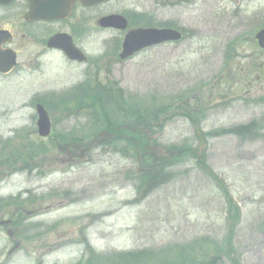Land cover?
<instances>
[{
    "label": "rangeland",
    "instance_id": "1",
    "mask_svg": "<svg viewBox=\"0 0 264 264\" xmlns=\"http://www.w3.org/2000/svg\"><path fill=\"white\" fill-rule=\"evenodd\" d=\"M126 2L134 19L183 32L111 63L108 78L99 72L140 104L139 124L115 109L114 131L100 125L85 138L90 115L65 114L49 98L54 136L39 138L32 98L83 80L84 65L51 57L41 74L18 66L0 77V264H116L123 255L145 264L144 253L168 248L199 257L210 241L218 264H264V49L253 39L264 0ZM117 35L85 34L82 48L97 58ZM18 36L20 63L31 48ZM249 123L251 132L231 133ZM72 134L79 140L64 139ZM145 173L154 184L138 190Z\"/></svg>",
    "mask_w": 264,
    "mask_h": 264
},
{
    "label": "flooded vegetation",
    "instance_id": "2",
    "mask_svg": "<svg viewBox=\"0 0 264 264\" xmlns=\"http://www.w3.org/2000/svg\"><path fill=\"white\" fill-rule=\"evenodd\" d=\"M49 3L47 4V2ZM53 0H0V31H5L13 35L19 33L20 37L27 40V45L35 47L38 50L29 54L30 59L26 65L40 70L42 60L51 52L57 53V57H62L66 64L73 65L76 62L69 61L58 50H51L46 47L48 37L58 33H68L73 43L80 49L82 46L83 35L96 34L99 31H111L122 34L123 31H115L110 28L101 27L97 24L99 17L110 14H120L128 22L129 15L125 10L124 0H106L99 3L86 4L85 0H58L60 4L58 9L67 8V1H71L70 15L65 19L57 20H28L29 13L33 15L45 16L50 9ZM66 3V4H65ZM63 13V11H60ZM60 16V15H59ZM92 27H91V25ZM117 46L114 43L112 51L105 55V60L110 61ZM20 52V50H16ZM107 57V58H106ZM87 62L88 59L86 60Z\"/></svg>",
    "mask_w": 264,
    "mask_h": 264
},
{
    "label": "trees",
    "instance_id": "3",
    "mask_svg": "<svg viewBox=\"0 0 264 264\" xmlns=\"http://www.w3.org/2000/svg\"><path fill=\"white\" fill-rule=\"evenodd\" d=\"M159 107L163 108V105H159ZM123 108L131 112V117L134 119L133 120L134 123L140 122V117L137 114L139 108H134L132 106H126ZM157 109L158 108L149 109L150 114L152 116H156ZM109 113H111V111L100 104L99 109L96 111L95 114L92 115L93 117V120L91 122L92 126L98 128L100 125H105L107 123ZM96 118H100L101 122L98 123L96 121ZM254 126H255L254 123L237 126L235 128H231L233 131L231 133L236 135L246 134V132H251L252 129H255ZM36 147L37 149H42L41 145H37ZM19 158H21V156ZM163 169L164 168L161 165L156 168L158 176L163 173ZM154 180L155 178H149L147 174L142 175V183L144 185H153ZM202 246L203 248L199 249L201 250L200 251L201 255L199 257H195L194 254L192 255L185 254L184 252H186V250L183 248H179V249L168 248L161 250V252L159 253L150 251L144 253L146 259L144 263L145 264H218L219 260L217 256L220 251V247L218 246V244L215 241H210V243H206ZM136 257L133 258L134 260H130L128 259L127 255H123L121 256V260H119L116 264H138L139 258ZM207 257H209L210 259ZM113 263L115 262L113 261Z\"/></svg>",
    "mask_w": 264,
    "mask_h": 264
},
{
    "label": "water",
    "instance_id": "4",
    "mask_svg": "<svg viewBox=\"0 0 264 264\" xmlns=\"http://www.w3.org/2000/svg\"><path fill=\"white\" fill-rule=\"evenodd\" d=\"M114 21L118 24L112 22H102L103 25H114L123 28L124 21L120 17H112ZM180 34L174 30L169 29H136L130 31L125 35L123 44H122V53L121 58L127 57L137 51L140 48L157 44L163 41L168 40H177L179 39ZM255 38L258 41L259 46L264 47V28L259 30L255 34ZM66 53L74 58L76 51L71 45H67L65 48ZM9 69H1V71H6ZM36 111L38 115L37 119V131L40 136H46L49 132V120L48 117L40 105L36 106Z\"/></svg>",
    "mask_w": 264,
    "mask_h": 264
}]
</instances>
